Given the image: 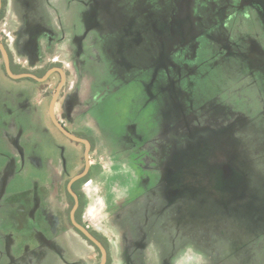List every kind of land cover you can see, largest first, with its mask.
I'll return each instance as SVG.
<instances>
[{"label": "rangeland", "instance_id": "1", "mask_svg": "<svg viewBox=\"0 0 264 264\" xmlns=\"http://www.w3.org/2000/svg\"><path fill=\"white\" fill-rule=\"evenodd\" d=\"M92 2L15 0L28 32L17 43L6 0L0 28L11 31L17 61L30 49L28 68L60 63L68 74L57 112L95 147L89 180L77 185L79 218L106 241L108 264H148L158 253L160 264H196L195 252L211 264H264V0L236 10L233 0ZM47 26L56 38L50 44L39 35ZM60 82L56 73L28 85L32 94L23 86L30 96L21 104L39 109L32 99L42 90L44 107ZM44 123L54 128L47 112ZM54 133L74 145L59 151L60 168L41 181L45 213L60 224V207L69 218L74 205L60 196L84 170L85 146ZM8 142L14 161L19 149ZM10 170L0 171V199L9 193L13 163ZM68 226L52 237L50 254L41 248L34 259L28 253L35 245L26 240L13 254L20 237L0 230V264H100L102 254Z\"/></svg>", "mask_w": 264, "mask_h": 264}, {"label": "flooded vegetation", "instance_id": "2", "mask_svg": "<svg viewBox=\"0 0 264 264\" xmlns=\"http://www.w3.org/2000/svg\"><path fill=\"white\" fill-rule=\"evenodd\" d=\"M185 5H188V0H184ZM234 5L233 9H240L241 6H244L245 3H247V0H237V3L239 2V5L237 8V3H235V0H233ZM3 5L2 9L0 11V22L3 21V16L5 17V7H6V0H2ZM249 0V4H250ZM263 3V0H262ZM89 5L92 7L93 2L92 0H89ZM166 6H171V2L169 1ZM264 9V6H260V8ZM256 10L259 12V6L255 7ZM92 9V8H91ZM232 9V10H233ZM260 9V11H261ZM191 10V9H190ZM90 11V10H88ZM177 15H180V11L175 12ZM194 12L188 11L184 13L185 15L188 16L194 15ZM262 14H264V10L261 11ZM86 29L85 33H88L89 30L92 28H84V31ZM83 31V34H85ZM55 32V31H54ZM57 32V31H56ZM79 34V33H78ZM11 36V31H8L7 33V28H0V40L3 42L5 47L8 50L9 56H10V62H11V68L14 74L19 75L22 73H33L36 74L39 77H43L46 75V73L55 67H59L64 71L65 74V81L59 91L58 98L56 100L55 108H54V113L57 121L64 126L66 129H68L71 133L75 134L76 136L86 139L90 142L91 144V150H90V156L92 150L95 149L94 143L91 137L86 136L84 132H78L71 128L69 124L65 122L63 118H61L57 112L58 109V100L61 95V91L63 87L65 86L68 78V74L66 70L61 66L60 63L53 64L52 66L48 68H37V69H30L28 68L25 64L23 63H28L30 60L34 61L32 59H29V53L30 50L29 47L30 45L26 43V41L23 43L25 47H28L29 51H25L26 55H24V58H26V61H20L16 60L13 58V52L11 49V46L9 44L10 39L6 38V36ZM22 38L24 37V33H22ZM39 35H44L48 39V44L52 43V40H56L54 37V33L52 29H50L48 26L45 28V32ZM75 37V34L73 35ZM73 37V38H74ZM26 40V39H23ZM58 39V38H57ZM39 40V39H38ZM38 40H35V42H38ZM40 41V40H39ZM31 42V41H30ZM40 47H42L44 44L41 42ZM31 46H33V43H30ZM47 44V45H48ZM42 50V49H41ZM39 58V57H38ZM0 59L3 60L4 64L1 69L3 72V77L0 75V92H1V97H0V107L4 105L5 111L2 112L0 110V171L5 172L8 170L10 172L12 163L14 168H16V172L14 174V177L11 181V184L9 186V193H7V196H4L2 199H0V230L2 231V235L4 238L8 237L9 235L11 236H16L20 237L19 242L11 247V251L13 254L17 253L19 254L25 249L26 246V240L29 241V243H32L30 245H35L34 249L30 248L29 250L32 252H29L28 255H33L32 258H38V254H41L42 252L40 249L44 248V250L50 254V250L52 249L51 247V240L52 237H63L65 230L69 229L65 227L66 225L69 224L68 227L72 229V233L76 232V237L77 240L81 242H88L90 245L94 246L98 253H101L100 248L92 242L80 229H78L72 219V211L75 207L76 204V199L74 195L71 193L69 189V182L70 180L80 174H76L70 178L68 181L67 187L65 194H62V198L60 196V202L61 204L64 205L65 202V196H68L69 198L74 200V205L73 208L70 211L69 218L65 216V211L63 212V208L60 207V224L59 221L54 220L52 217H49L48 214L45 213V207L46 203L44 201V192L46 189L47 184L41 183L43 178L47 176V174H50L51 169L58 168L59 167V160L57 157V154L59 151H62V149H65L66 151H74V145L69 144L67 142H64L62 139L56 136L57 133H54V130H58L61 134H63L65 137L70 139L72 143H76L78 146H85V167L86 168V150H87V145L84 142L81 141H75L71 138H69L67 135H65L61 129L57 126V124L54 122L52 115H51V104L53 101V98L63 82V75L60 70H55L46 80L40 81L38 79H35L33 77H22V78H14L11 77L7 71L6 68V63L4 56L2 54V51L0 49ZM38 60V59H37ZM23 64V65H21ZM59 73L61 75V82L59 83L55 94L53 95L52 99L50 100L49 104L42 106L46 100L47 93L45 91H37L35 96L33 97L32 100L37 101V104L40 106V108H35L28 110V107L24 103L23 105L21 104V101H24V99H27L30 94H32V90L34 88L28 86V85H36V83H45L47 82L54 74ZM26 80H29L28 82ZM28 83V84H26ZM30 88V94H28L24 87ZM2 93L3 96H2ZM34 103V101H33ZM45 112L49 114V120L51 125L55 128H48L44 127V118H45ZM11 127H15V129H10ZM44 127V128H43ZM21 129V134L20 130ZM53 129V130H52ZM15 130V135L10 134L6 132H14ZM6 133V134H5ZM12 137V141H14L18 151V158L14 161L13 155L10 152V147L8 145V141H10V138ZM39 143L40 148L33 153V147H35V144L37 145ZM35 159H39V162H36L32 157ZM26 163V165H22L23 163ZM151 166L148 168L150 169ZM60 168V167H59ZM148 169V170H149ZM83 170V171H84ZM13 171H15L13 169ZM82 171V172H83ZM5 172V173H8ZM18 172V173H17ZM81 172V173H82ZM91 172V160H90V169L87 175L82 177L81 179L75 181L72 185V189L74 190L75 193H77L79 197V206L75 212V219L77 222L80 224L88 227V229L106 246L108 250V262L109 263V248L104 240V238L97 234L95 231L90 229L89 226L85 225L81 219L79 218V211L81 209L82 203H83V198L82 194L79 192L77 189V185L79 182H82L84 180H89L88 175ZM4 173V174H5ZM35 176L37 178H35ZM60 204V206H61ZM61 225V226H60ZM11 236V237H12ZM78 237L80 239H78ZM13 238V237H12ZM67 243V241H66ZM45 244V245H44ZM47 247V248H45ZM37 249V251H36ZM103 258V256H102ZM102 261V260H101ZM101 264V263H100Z\"/></svg>", "mask_w": 264, "mask_h": 264}, {"label": "water", "instance_id": "3", "mask_svg": "<svg viewBox=\"0 0 264 264\" xmlns=\"http://www.w3.org/2000/svg\"><path fill=\"white\" fill-rule=\"evenodd\" d=\"M2 5H3V2L2 0H0V11L2 9ZM0 49L2 51V54L4 56V59H5V63H6V68H7V71L9 73V75L11 77H14V78H22V77H33L35 79H38L40 81H44L46 80L55 70H60L62 72V75H63V82L61 83V85L59 86L54 98H53V101H52V104H51V115H52V118L54 120V122L57 124V126L61 129V131L67 135L69 138L75 140V141H81V142H84L86 145H87V150H86V168L85 170L74 176L70 182H69V189L71 191V193L74 195L75 199H76V204H75V207L72 211V219H73V222L75 224V226L80 229L92 242H94L101 250L102 252V261H101V264H107L108 262V250L106 248V246L88 229V227L80 224L79 222L76 221L75 219V212L79 206V197L77 195V193L74 192V190L72 189V185L75 181L81 179L82 177H84L85 175H87V173L89 172V169H90V150H91V144L88 140L86 139H83V138H80L78 136H76L75 134L71 133L68 129H66L64 126H62L56 119L55 117V113H54V108H55V104H56V100L58 98V95H59V91L65 81V74H64V71L59 68V67H55V68H52L50 69L46 75H44L43 77H39L37 76L36 74H33V73H22V74H19V75H16L13 73L12 71V68H11V62H10V56H9V53H8V50L7 48L5 47V45L3 44V42L0 40Z\"/></svg>", "mask_w": 264, "mask_h": 264}, {"label": "crops", "instance_id": "4", "mask_svg": "<svg viewBox=\"0 0 264 264\" xmlns=\"http://www.w3.org/2000/svg\"><path fill=\"white\" fill-rule=\"evenodd\" d=\"M14 6H15V0H12V5H11V8L9 9V12H11V19H13L17 24V30H16L17 36H18V42L17 43H19L21 41L22 36H23L22 31H21V26L24 22V19L20 15V12L17 11V9ZM33 28H35V27H33ZM23 33L25 34L24 37L27 40L28 32H26V33L23 32ZM28 39L31 41V43H33L31 36Z\"/></svg>", "mask_w": 264, "mask_h": 264}, {"label": "clouds", "instance_id": "5", "mask_svg": "<svg viewBox=\"0 0 264 264\" xmlns=\"http://www.w3.org/2000/svg\"><path fill=\"white\" fill-rule=\"evenodd\" d=\"M163 246L161 245L160 251L162 252ZM196 264H211L210 258L204 252H195ZM148 264H160L159 253L156 255L155 259H152Z\"/></svg>", "mask_w": 264, "mask_h": 264}]
</instances>
